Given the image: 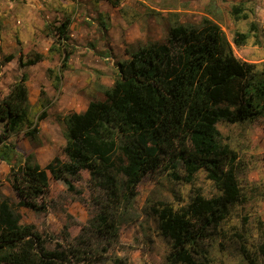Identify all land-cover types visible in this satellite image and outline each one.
<instances>
[{"label":"trees","instance_id":"1","mask_svg":"<svg viewBox=\"0 0 264 264\" xmlns=\"http://www.w3.org/2000/svg\"><path fill=\"white\" fill-rule=\"evenodd\" d=\"M117 6L120 0H107ZM246 0L232 5L234 20L249 19L254 8ZM56 39L49 52H58L57 70L47 76L58 90L68 67L72 18L56 19ZM102 23V22H101ZM258 24L249 19L246 31H234L231 41L244 45ZM13 53L0 56V70ZM45 55L33 52L20 66H30ZM117 77L102 87L104 98L91 99L82 111L63 115L65 144L61 155L41 166L33 151L13 160L18 146L7 141L24 126V135L37 142L40 122L50 103L39 88L40 111L29 116L27 75L22 73L0 98V159L9 165L7 182L18 196L17 204L43 211L51 183L78 192L73 181L87 171L97 191L96 212L90 221L96 243L48 250L45 238L32 223H20V214L6 197H0V264H93L98 251H107L119 238L118 212L130 206L141 180L165 173L173 181L192 183L204 170L218 193L211 197L193 189L190 201L179 209L163 200L149 205L157 217L160 235L170 241L166 264H210L204 242L210 239L240 198L238 155L223 142L216 124L258 122L264 116V63L241 60L220 25L208 17L199 24L175 21L164 42H146L116 62ZM14 161V162H13ZM182 171V172H181ZM258 251L264 256V220H257ZM243 255L252 264L249 254ZM111 264H128L114 257Z\"/></svg>","mask_w":264,"mask_h":264},{"label":"rangeland","instance_id":"2","mask_svg":"<svg viewBox=\"0 0 264 264\" xmlns=\"http://www.w3.org/2000/svg\"><path fill=\"white\" fill-rule=\"evenodd\" d=\"M241 0H120L113 6L107 0H0V56L13 53L15 57L0 70V98L22 73L27 75L29 116L35 120L40 111L39 88L43 87L49 100L48 116L39 124L35 142L24 135V126L7 141L19 149L13 160L33 151L35 160L43 166L53 156L61 155L65 144L63 115L82 111L89 100L103 99L102 87L111 86L118 74L116 62L129 57V51L146 42H164L168 29L175 21L199 24L208 17L217 24L230 41L238 58L264 63V0H246L254 8L258 31L242 46L231 41L234 31H246L249 19L234 20L232 5ZM63 14L72 18L70 45L73 49L68 67L55 90L47 76V68L56 71L60 63L58 52H49L56 39L53 25ZM102 22V23H101ZM41 52L45 58L30 66H20L18 58ZM221 140L236 151L237 177L240 198L210 239L204 242L210 264H264L258 251L260 233L257 220H264V116L258 122L216 124ZM13 161V162H14ZM9 165L0 159V197H6L21 216L20 223H32L45 238L48 250L67 248L85 240L96 243L90 221L96 212L97 191L87 171H81L73 181L78 192L51 183L46 195L47 207L35 212L19 206L18 196L6 180ZM182 172V171H181ZM198 188L202 195L211 197L219 191L204 170H199L192 181H173L165 173L146 175L140 182L137 195L130 206L118 212L119 238L107 251L99 250L93 264H111L114 257L128 264H166L170 241L159 234L157 217L149 208L154 201L163 200L179 209L187 204Z\"/></svg>","mask_w":264,"mask_h":264}]
</instances>
